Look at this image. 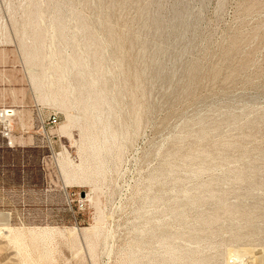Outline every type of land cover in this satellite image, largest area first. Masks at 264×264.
I'll return each instance as SVG.
<instances>
[{"label": "rangeland", "instance_id": "374dc122", "mask_svg": "<svg viewBox=\"0 0 264 264\" xmlns=\"http://www.w3.org/2000/svg\"><path fill=\"white\" fill-rule=\"evenodd\" d=\"M26 2L0 0V111H14L7 120L0 116V264H120L132 239L149 235L153 221H168L175 214L165 209L152 215L149 223L134 210L151 195L144 191L151 172L174 164L190 168V161L168 162L161 153L171 137L183 133L185 124L191 126L190 142L192 136L199 140L204 120V129L220 124L219 130H211L213 142L234 138L235 147L249 158L224 157L208 163L214 172L200 180L228 177L227 183L193 189L198 181L185 182L191 193L198 194L194 199L212 197L187 212L195 216L192 222L208 231L200 242L205 253L199 264H245L253 250L255 262L264 264V0H129L125 8L118 0H106L99 8L75 0L97 31L113 28L122 43L114 59L125 71L136 64L138 50L131 49L129 39L132 44L155 43L154 66H170L177 44L191 42L183 54L184 77L189 79L192 65L197 69L191 93L138 120L130 104L144 99L127 73L135 93L134 98L126 95L122 105L131 115L127 122L135 125L134 132L116 163L110 160L108 171L97 180L95 170L91 174L77 170L81 162L91 164L84 132L71 119L82 111L44 99L43 90L33 83L41 60L43 66L48 60L39 57L32 65L27 57L41 46L43 37L36 45L23 38ZM51 11L52 7L47 9L45 17ZM141 11L147 22L161 20L157 34H166V42L148 30L133 36L132 22ZM178 15L187 20L185 27L178 26ZM28 35L33 37L29 31ZM47 50L46 46L41 51ZM109 68L107 62L105 74L113 79ZM232 114L235 119L229 121ZM190 142L184 145L189 151L197 144ZM236 173L241 181L231 177ZM163 201L173 204L167 197ZM172 223L177 225L178 219ZM41 230L47 233L38 238Z\"/></svg>", "mask_w": 264, "mask_h": 264}, {"label": "bare ground", "instance_id": "6f19581e", "mask_svg": "<svg viewBox=\"0 0 264 264\" xmlns=\"http://www.w3.org/2000/svg\"><path fill=\"white\" fill-rule=\"evenodd\" d=\"M48 1L45 5L46 2L40 0L37 2L27 0L22 6V14L26 20L23 28L24 40L30 39L32 45H36L34 43L43 37L41 46L35 47L32 54L26 53L27 57L32 65H37L39 57L48 60L43 66L44 61L39 59L42 61L40 64L42 69L40 72H32L33 83L38 89L43 90L44 99L61 101L66 107L74 106L82 111L72 116L71 119L73 123L77 122L84 132L83 141L87 144L91 164L87 166L86 163L81 162L77 170L81 171V174L85 172L91 174L95 170V180H97L108 169L110 160L116 163L117 154L128 145L134 132L131 129L135 125L127 122L131 115L124 110L122 105V100L126 95L134 98L135 91L128 86V77L133 76L135 89L142 93L144 99L143 102L135 101L130 104L134 106L135 120H138L144 113L151 115L161 108L169 107L178 98L192 92L193 83L191 81H194L196 77V65H192L189 79L183 74V54L190 50L192 43L179 42L177 44L170 55V66L163 64L154 66L157 58V55L152 52L156 47L155 43L132 44V39H129L131 49L136 51L135 48H137L138 50L136 64L130 71H125L121 61L118 58L114 59L115 50L119 51L122 43L115 35L113 28L104 26L103 32L97 31L89 18L84 16L76 6L75 0ZM83 1L93 8H99L106 0ZM128 2L129 0H118L122 8L127 7ZM50 7L52 11L48 17H45ZM100 15L97 14V22L100 20ZM143 16L144 11H141L139 19L132 22L133 36L148 30L156 36L158 41L166 42L168 38L166 34H157L162 27L161 20L156 18L147 22L143 20ZM177 18L180 20L178 26L185 27L187 20L182 15H178ZM27 31L33 36L32 38L30 35L26 36ZM46 39L49 41L48 45ZM46 46L50 50L42 53L41 50H44ZM49 55L50 59H48ZM107 62L111 63L109 69H112L113 79H109L105 74ZM127 73L130 75L128 76ZM109 82L111 86H108ZM12 112L14 111L5 109L0 111V116L7 120ZM8 115L10 116L7 117ZM235 116L232 114L228 120H234ZM206 122L204 120L200 125L199 140H195L192 136L190 142L192 130L189 124H185L181 135H175L168 140L161 157L168 162L187 160L190 161L191 166L188 169L175 164L168 166L158 170L157 174H160V177H157L155 172H151L144 188V191L151 195H148L149 197L147 196L148 198L134 212L140 216H147L145 221L149 223H152V215H161L165 209H170L175 214L168 221H162V219L153 221L156 225L149 228L152 232L149 235L143 234L132 239L120 264H181L183 261H188L189 264H199L203 261L199 257L204 255L205 249L201 247L200 242L202 236L208 231L200 228L198 223L192 222L191 217L195 216L188 215L187 212L199 206L201 203L199 205L198 203L201 200L208 202L212 197L194 199L198 194L191 193L185 182L198 181L194 183L193 189H200L215 183H227L228 177L213 179L209 183L200 180L203 174L212 175L214 172V168L208 163L221 161L224 157L232 160L249 158L246 151H240L235 147L234 138L213 142L211 130H219L220 124L212 129H204ZM189 142L197 143L190 151L184 148V145ZM231 177L236 181L242 180L239 173ZM169 185L174 188H168ZM166 197L173 202L171 206L163 201ZM177 219L178 224L174 225L172 221ZM227 220L231 222L233 219L229 217ZM146 222L142 224V227H146ZM41 232L44 233L45 230L37 232L38 238L42 237ZM186 238H191V240ZM256 251H248L252 258L245 264H257L255 262V259L257 260Z\"/></svg>", "mask_w": 264, "mask_h": 264}, {"label": "built area", "instance_id": "2783aa9c", "mask_svg": "<svg viewBox=\"0 0 264 264\" xmlns=\"http://www.w3.org/2000/svg\"><path fill=\"white\" fill-rule=\"evenodd\" d=\"M10 115H11V114H10ZM10 115H8L7 117H9ZM52 122L55 123V122H56V119L54 118V119L52 120Z\"/></svg>", "mask_w": 264, "mask_h": 264}]
</instances>
